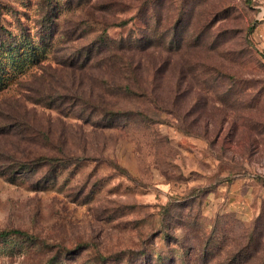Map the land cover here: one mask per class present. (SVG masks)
Masks as SVG:
<instances>
[{
  "label": "rangeland",
  "instance_id": "1",
  "mask_svg": "<svg viewBox=\"0 0 264 264\" xmlns=\"http://www.w3.org/2000/svg\"><path fill=\"white\" fill-rule=\"evenodd\" d=\"M263 53L264 0H0V264L264 257Z\"/></svg>",
  "mask_w": 264,
  "mask_h": 264
},
{
  "label": "trees",
  "instance_id": "2",
  "mask_svg": "<svg viewBox=\"0 0 264 264\" xmlns=\"http://www.w3.org/2000/svg\"><path fill=\"white\" fill-rule=\"evenodd\" d=\"M100 50V49H99ZM97 49V51H99ZM106 50V49H104ZM104 50H101L99 52V54L97 55H92L91 53H85V55L83 57H87L86 61L93 59L96 60H100V62L105 61V62H110L111 64H115L118 66V70L121 73L125 74V77L127 78V80L130 78L128 76V74H131L133 72H135V68L136 65H133V62L131 59H127L128 56L126 57L124 54V51H122V47L118 46L117 48H114V51L112 54H108L106 56V53L109 52H105ZM104 51V52H102ZM90 52V51H89ZM102 52V53H101ZM81 56V57H82ZM81 57L77 58V62L81 63ZM27 59L31 62H37L38 61V53L36 51L33 50V48H31L28 53H27ZM83 63V61H82ZM120 78H124L123 76L120 75ZM124 90L128 89V86H125L123 88V86L121 87ZM108 115L111 114L110 111H106ZM125 118H127V115H124ZM54 158H50L47 156H39L38 158L35 159V165L36 167L39 166H46L47 164H51L52 161H54ZM31 166H25V165H21V171L26 170L28 168H30ZM23 234L21 233V231L19 230H8V231H3L1 233V235H7V234ZM227 261L225 264H264V257H227ZM48 264V263H46ZM219 264V263H218Z\"/></svg>",
  "mask_w": 264,
  "mask_h": 264
},
{
  "label": "built area",
  "instance_id": "3",
  "mask_svg": "<svg viewBox=\"0 0 264 264\" xmlns=\"http://www.w3.org/2000/svg\"><path fill=\"white\" fill-rule=\"evenodd\" d=\"M263 61H264V53H263Z\"/></svg>",
  "mask_w": 264,
  "mask_h": 264
}]
</instances>
